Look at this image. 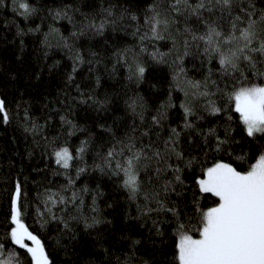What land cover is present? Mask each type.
I'll return each mask as SVG.
<instances>
[{
    "label": "snow or ice",
    "instance_id": "obj_1",
    "mask_svg": "<svg viewBox=\"0 0 264 264\" xmlns=\"http://www.w3.org/2000/svg\"><path fill=\"white\" fill-rule=\"evenodd\" d=\"M6 7L21 54L40 34L29 78L61 87L0 93V123L24 138L0 170V264H264V0ZM108 30L123 38L104 57L84 38ZM121 68L122 95L102 79ZM37 149L43 175L23 159Z\"/></svg>",
    "mask_w": 264,
    "mask_h": 264
},
{
    "label": "trees",
    "instance_id": "obj_2",
    "mask_svg": "<svg viewBox=\"0 0 264 264\" xmlns=\"http://www.w3.org/2000/svg\"><path fill=\"white\" fill-rule=\"evenodd\" d=\"M6 3L10 4L11 0H6ZM13 15L10 7L0 9V93L8 95L10 99L13 96L20 99L17 95L18 91L23 92L24 98L32 96L38 99L41 94H54L57 88L61 87L57 74L46 71L44 73V78L40 81L30 79L28 76V73L35 66L37 49L39 48L37 37L40 34H26L24 37L25 47L21 54L19 51V38L15 37V26L11 24L5 26L3 23L4 19H12ZM16 18L21 25L27 26L23 18L18 15ZM35 22L39 23V20L36 19ZM122 38L123 33L116 35L113 34L111 30H108L103 37H85L84 42L89 44L96 52L102 53L104 57H107L108 49L112 46H119ZM124 42H131V38H124ZM60 55L61 54L57 53V55L52 58L58 59ZM47 62L51 63V59ZM64 62L66 64L70 63L67 57L64 58ZM105 62L107 63L110 61L106 59ZM96 67L103 72L104 64H100ZM61 71H63V69H61ZM88 71L89 69L87 67L83 69L84 73ZM13 73L15 74L14 76L12 75ZM123 75L124 70L121 68L118 71V76L109 77L107 73H104L102 79L105 81L106 86L115 89L122 95V89L124 87ZM158 75H160L159 72L149 71L145 82L140 86V90L147 93L149 91V81L155 82ZM21 108H23V105H21ZM81 123H83V120H81ZM23 148L24 138L15 123L7 126L0 123V170L7 165L9 160L15 161L16 165L19 166L21 161L19 153L23 151ZM23 159L29 168L40 170L41 175L44 174L43 166L47 161L40 157L38 149L36 150L34 158H29L25 155ZM53 166L54 165H50L49 167ZM32 179H37V176L33 175ZM34 190L35 189H33V191ZM105 191L107 194L108 188H106ZM106 214L112 215V212L106 210ZM117 223L119 224V220ZM48 235H52V233L49 232ZM45 239H47V237H45ZM88 239L90 240L91 238ZM76 251L82 260L87 259L88 256L94 252L87 241L84 242V247L78 248ZM59 255L63 257V252L61 251ZM69 259H75V257H70Z\"/></svg>",
    "mask_w": 264,
    "mask_h": 264
}]
</instances>
